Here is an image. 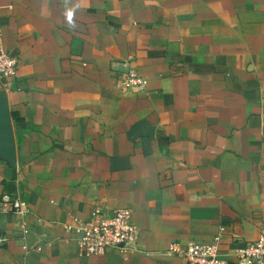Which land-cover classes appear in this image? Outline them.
Returning a JSON list of instances; mask_svg holds the SVG:
<instances>
[{"label":"crops","instance_id":"crops-1","mask_svg":"<svg viewBox=\"0 0 264 264\" xmlns=\"http://www.w3.org/2000/svg\"><path fill=\"white\" fill-rule=\"evenodd\" d=\"M0 44V196L25 206L0 212V264H180L170 242L220 228L229 259L264 233V0H0ZM94 208L127 209L141 253L80 257Z\"/></svg>","mask_w":264,"mask_h":264},{"label":"built area","instance_id":"built-area-1","mask_svg":"<svg viewBox=\"0 0 264 264\" xmlns=\"http://www.w3.org/2000/svg\"><path fill=\"white\" fill-rule=\"evenodd\" d=\"M15 70V59L0 44V82L10 80ZM121 85L126 91L142 92L147 82L130 70L124 74ZM10 211L23 213L25 206L17 196L1 195L0 212ZM75 230L78 233L75 246L80 257H100L107 250H117L124 256L141 253L137 246V231L127 209H116L106 214L100 208H94L85 221L77 224ZM222 233L220 228L208 244L170 242L163 255L178 259L180 264H264V233H259L244 244H234L228 253L229 259H225L219 251ZM3 241L0 237V244Z\"/></svg>","mask_w":264,"mask_h":264},{"label":"water","instance_id":"water-1","mask_svg":"<svg viewBox=\"0 0 264 264\" xmlns=\"http://www.w3.org/2000/svg\"><path fill=\"white\" fill-rule=\"evenodd\" d=\"M0 159L14 163V140L11 119L4 95L0 94Z\"/></svg>","mask_w":264,"mask_h":264}]
</instances>
